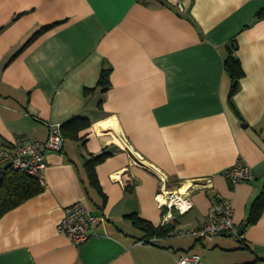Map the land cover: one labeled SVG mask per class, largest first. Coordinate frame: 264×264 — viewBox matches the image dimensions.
Instances as JSON below:
<instances>
[{"label": "crops", "instance_id": "crops-1", "mask_svg": "<svg viewBox=\"0 0 264 264\" xmlns=\"http://www.w3.org/2000/svg\"><path fill=\"white\" fill-rule=\"evenodd\" d=\"M230 47L244 72L232 95ZM73 117L89 125L46 152L44 187L0 215V264H178L186 252L264 264V210L247 223L264 185V0H0V148L44 141ZM103 151L98 190L85 160ZM238 160L251 180H229ZM163 190L186 192L193 206L157 244L141 242L146 231L129 215L161 228ZM220 198L245 223L242 241L167 234L202 225ZM76 202L106 216L80 244L57 230Z\"/></svg>", "mask_w": 264, "mask_h": 264}, {"label": "built area", "instance_id": "built-area-1", "mask_svg": "<svg viewBox=\"0 0 264 264\" xmlns=\"http://www.w3.org/2000/svg\"><path fill=\"white\" fill-rule=\"evenodd\" d=\"M182 7V5L180 4ZM65 137L59 123L51 125L44 141L15 140L8 147L0 148V177L8 171L22 173L35 178L45 185L44 172L47 166L46 152L61 151ZM232 183L247 181L253 178L251 167L243 160H238L226 173ZM158 205L165 207L167 212L162 218L161 227H165L176 215L189 211L193 203L186 192L163 190L155 197ZM105 215H94L83 202H76L64 209V215L57 225L59 233L80 244L91 237L99 236L98 225L105 222ZM225 233L234 240L242 239L239 227L233 221V205L228 199H215L202 225L173 229L167 231L170 236L194 235L211 242L216 236ZM161 235L148 237L141 242L157 244ZM178 264H205L202 255L186 252L179 256Z\"/></svg>", "mask_w": 264, "mask_h": 264}, {"label": "trees", "instance_id": "trees-1", "mask_svg": "<svg viewBox=\"0 0 264 264\" xmlns=\"http://www.w3.org/2000/svg\"><path fill=\"white\" fill-rule=\"evenodd\" d=\"M55 23L45 25L38 29L26 42L28 44L34 38H36L42 32L53 27ZM233 48L230 47L224 60L225 69L228 71L232 79L231 95L236 91L239 86V80L243 76L240 61L233 54ZM109 84V69H103L100 75L99 85H102L103 89L107 88ZM89 125V121L84 117H73L69 121L61 124V131L66 137H76L77 132ZM70 131V132H69ZM110 152L103 151L97 155H91L85 160V166L87 170L89 183L99 190L97 185V177L95 172L96 164L102 162L105 158L110 156ZM44 186L41 185L35 178L18 173L8 171L6 174L0 177V215L10 208L24 201L26 198L38 193ZM264 210V185L262 191L252 201L249 209L247 223L255 222L261 212ZM133 224L144 231H146V237L154 235H161L165 230L161 228H154L149 222L132 214L129 215ZM238 241H242L240 238Z\"/></svg>", "mask_w": 264, "mask_h": 264}, {"label": "water", "instance_id": "water-1", "mask_svg": "<svg viewBox=\"0 0 264 264\" xmlns=\"http://www.w3.org/2000/svg\"><path fill=\"white\" fill-rule=\"evenodd\" d=\"M244 227H245V223H242L240 226H239V233L242 234L243 230H244Z\"/></svg>", "mask_w": 264, "mask_h": 264}, {"label": "bare ground", "instance_id": "bare-ground-1", "mask_svg": "<svg viewBox=\"0 0 264 264\" xmlns=\"http://www.w3.org/2000/svg\"><path fill=\"white\" fill-rule=\"evenodd\" d=\"M110 125H111V124H110V122H109V123H108V127H109ZM110 128H111V127H110ZM184 189H185V188H183V189H181V190L184 191Z\"/></svg>", "mask_w": 264, "mask_h": 264}]
</instances>
